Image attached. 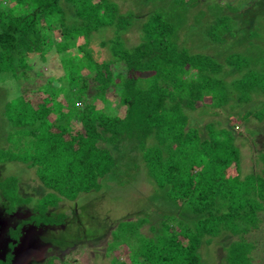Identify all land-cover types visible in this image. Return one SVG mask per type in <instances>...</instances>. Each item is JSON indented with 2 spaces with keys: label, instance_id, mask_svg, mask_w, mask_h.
Segmentation results:
<instances>
[{
  "label": "trees",
  "instance_id": "1",
  "mask_svg": "<svg viewBox=\"0 0 264 264\" xmlns=\"http://www.w3.org/2000/svg\"><path fill=\"white\" fill-rule=\"evenodd\" d=\"M135 1L147 6L142 14L121 13L115 0H0V74L10 73L18 83V94L3 103L9 128L0 164H24L51 191L9 230L0 264H13L24 224L61 226L66 215L50 209L99 191L102 180L118 182L119 171L130 176L140 166L174 209L160 224L164 228L165 221L176 220L179 228L147 237L140 232L146 218L123 219L110 235L129 264H200L203 243L223 234L237 237L226 248V264H253L254 244L244 236L262 221L264 153L259 155L263 168L243 175L230 116L220 128V121L203 123L193 113L250 103L252 94L264 93V64L255 62L253 69L249 57L229 54L223 63L241 75L226 82L216 76L222 63L180 46L179 36L208 1L209 40L225 41L240 26L250 33L248 43L259 48L264 0H248L242 8L215 0ZM135 26L140 40L127 46L123 34ZM105 29L113 37L100 40L99 56L90 37ZM50 49L60 57L63 76L51 82L45 97L46 85L21 83L31 70L30 58L43 62ZM263 107L246 115L262 121ZM19 194L16 177L0 179L7 214L25 205L27 197ZM54 259L41 264H55ZM109 264L122 262L113 257Z\"/></svg>",
  "mask_w": 264,
  "mask_h": 264
},
{
  "label": "rangeland",
  "instance_id": "2",
  "mask_svg": "<svg viewBox=\"0 0 264 264\" xmlns=\"http://www.w3.org/2000/svg\"><path fill=\"white\" fill-rule=\"evenodd\" d=\"M115 1L119 4L121 13L133 11L142 14V10L147 9V6H141L135 0ZM215 1L216 3L226 2L238 5L241 8L246 5V1L248 2V0ZM203 3L200 8L201 16L191 17L188 23H185L183 30L180 31V35H182L179 36V45L186 47L192 53L210 55L222 63L223 70L216 76L226 82H231L241 75L223 63L229 54L245 55L251 59L250 68L258 69L253 64L255 62H258L261 68L264 64V40L256 39L259 48H254L253 44H249V40L246 39L250 38L248 36L250 33L246 28L242 29L239 26L235 32L228 35L225 41H219L217 44L212 42L206 34L209 24L207 20L209 3L208 1ZM226 8L229 9L227 6ZM252 11L253 9L244 14L245 17L249 18ZM260 18L258 17V20ZM56 35L57 31L53 30L52 37L54 39H56ZM139 36V30L135 26L123 34V39L127 46H132L139 42ZM109 37H113L110 29L95 32L90 37V45L97 51V54H100L99 56L102 55L99 49L104 50L99 47L100 40ZM245 42L247 44L242 45ZM258 55L260 56L258 57ZM46 59L42 62L36 55H33L29 60L31 70L28 76L22 79L24 82L21 84L24 86L29 84L28 87H35L39 83L44 84L47 95L43 96L48 97L52 92L51 82L63 76V69L60 57L53 49L48 51ZM17 84L10 73L0 74V149L6 147L3 135L9 128V124L4 121L2 116L3 103L18 94ZM60 101L65 103L64 97H61ZM262 105H264V93H254L252 101L247 104L233 105L228 110L207 106L193 113L195 119L203 123L220 121L221 124L217 126L220 128L226 126L225 118L230 116L229 122L233 126L236 144L240 148L243 175L254 171L258 172L263 168L259 155L264 153V119L258 121L254 114L246 115V111H257ZM120 173L121 171H119L118 182L102 180L99 191L81 193L74 201L64 199L56 208L50 209L49 213L51 214L63 212L66 215L63 225L33 228L30 226L31 224H24L21 228L23 237L12 250L13 264H41L50 257L55 258V264H109L113 257L122 264H129L130 257L118 251L117 247L119 246L113 245L112 235H110L119 222L124 220L136 222L141 218H146L148 222L142 224L140 232L147 237L155 235L156 232L163 233L166 229L177 231L179 227L176 220L165 221L164 228L163 224H160L161 219L166 220L174 214V209L164 196L165 194L158 190L153 179L147 176L145 169L142 166L131 169L130 176L128 173L126 175ZM6 176H14L19 180V196L27 197V199L25 205L20 206L15 213L7 214L5 211L8 207L7 202L0 195V258L3 257L7 249L6 244L10 240L8 238L9 230L14 228L21 219L31 215L33 206L36 205L39 197L42 198L43 194L51 192L36 179L33 170L28 169L22 163L13 161L0 164V179ZM21 202L24 201L21 200ZM260 217L262 221L259 227L244 236L254 244V248L250 252L253 264H264V210L260 213ZM152 224H155L156 227L154 231L150 229ZM235 239H237L236 236L223 234L214 238L209 245L203 243L198 251L201 257L200 264H226V248ZM111 246L115 247V250L110 251Z\"/></svg>",
  "mask_w": 264,
  "mask_h": 264
}]
</instances>
